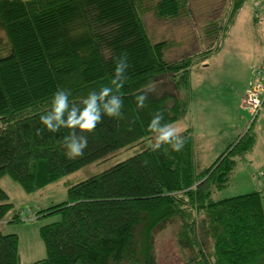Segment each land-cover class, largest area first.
Here are the masks:
<instances>
[{
  "label": "trees",
  "instance_id": "obj_1",
  "mask_svg": "<svg viewBox=\"0 0 264 264\" xmlns=\"http://www.w3.org/2000/svg\"><path fill=\"white\" fill-rule=\"evenodd\" d=\"M140 1L0 0V30L7 40V51L0 54V178L8 175L34 192L150 137L148 124L157 111L163 110L162 123L168 124L186 115L190 67L197 57L166 59L167 43L152 40ZM244 2L230 0L227 25L207 28L208 36L217 38L218 29L223 35L200 60L219 49ZM186 6L187 0H158L154 12L174 18ZM123 53L130 64L120 89L123 119L104 116L76 159L65 155L68 129L36 135L43 127L39 116L51 108L57 89H67L70 103H80L93 90L111 86L114 59ZM168 86L171 93L156 94ZM141 93L148 101L137 109ZM181 133L180 152L167 145L156 152L148 147L69 186L65 201L33 212L34 218L58 214L59 219L40 226L45 257L29 264H157L153 235L172 222L178 246L194 253L187 264H264L262 192L213 198L252 150V125L209 166L196 158L192 131ZM12 210L0 186V221ZM11 221L24 220L14 213ZM18 245L17 234L0 233V264H21Z\"/></svg>",
  "mask_w": 264,
  "mask_h": 264
},
{
  "label": "rangeland",
  "instance_id": "obj_2",
  "mask_svg": "<svg viewBox=\"0 0 264 264\" xmlns=\"http://www.w3.org/2000/svg\"><path fill=\"white\" fill-rule=\"evenodd\" d=\"M157 1H140L141 15L152 40L167 43L165 58L168 60L180 59L189 54L197 57L194 58L197 60L195 64L190 67L188 114L171 125L180 132L192 131L196 143L195 153L198 156L196 158H199L198 162L202 166H209L215 161L251 125L254 132L262 125L263 130L256 137L254 150L236 162L228 184L216 191L213 198L222 199L260 191L264 206V179L259 176L264 168V116L256 119V116L253 117L247 109L240 106L250 71L254 65H264V0H245L226 37L220 41L219 49L212 52L205 61L200 60L202 53L210 47L214 48L223 35L218 29L217 40L213 35H206L205 31L209 27L213 28V25L216 29L227 25L230 0H187V6L174 18H158L154 12ZM5 51L7 40L4 32L0 30V54ZM170 91L168 86L156 94L163 96L171 93ZM184 92L181 89L179 95ZM171 105L172 100H167V106ZM154 136L152 134L113 152L103 160L65 175L50 186L42 187L43 190L39 189L42 191L40 193L37 190L26 192L8 175L1 177L0 186L6 191L8 200L13 203V210L0 221V232L19 235V262L30 263L45 257V246L39 227L57 221L59 215L11 221L14 213L24 217L37 210L36 202L45 205L50 198L54 203L65 201L69 186L97 175L150 147ZM177 230L178 226L172 222L154 233L152 251L157 264H187L190 256L194 254L178 246ZM206 249L212 250L210 243Z\"/></svg>",
  "mask_w": 264,
  "mask_h": 264
},
{
  "label": "clouds",
  "instance_id": "obj_3",
  "mask_svg": "<svg viewBox=\"0 0 264 264\" xmlns=\"http://www.w3.org/2000/svg\"><path fill=\"white\" fill-rule=\"evenodd\" d=\"M27 3V0H23ZM115 68L111 86H104L98 92L93 90L80 103L69 101L70 92L67 89H57L51 100V108L40 114L39 121L42 128L36 130L41 136L46 130L58 133L61 129H68V135L63 139L65 155L68 159H76L84 155L88 146V134L96 131L97 125L104 116L123 119V100L120 89L124 86L130 67L127 53L114 59ZM136 108L144 109L148 101V94L141 93L135 97ZM164 121L163 110L157 111L148 124V129L155 134L154 142L150 145L153 152L161 150L167 145L172 151L180 152L185 143L182 133L171 124ZM166 150V149H165Z\"/></svg>",
  "mask_w": 264,
  "mask_h": 264
},
{
  "label": "built area",
  "instance_id": "obj_4",
  "mask_svg": "<svg viewBox=\"0 0 264 264\" xmlns=\"http://www.w3.org/2000/svg\"><path fill=\"white\" fill-rule=\"evenodd\" d=\"M240 106L247 109L253 117H255L264 106V65H254L252 68L249 84L243 93ZM259 176L264 179V168L260 171ZM33 218V213L22 217L24 221Z\"/></svg>",
  "mask_w": 264,
  "mask_h": 264
},
{
  "label": "crops",
  "instance_id": "obj_5",
  "mask_svg": "<svg viewBox=\"0 0 264 264\" xmlns=\"http://www.w3.org/2000/svg\"><path fill=\"white\" fill-rule=\"evenodd\" d=\"M250 74H251V71H250ZM250 74H249V77H250ZM249 80H250V78L248 79V81H247V86H248V84H249ZM247 88V87H246ZM243 96V95H242ZM242 98V97H241ZM264 107V106H263ZM261 108V110L258 112V114L256 115V119H258V116H261L262 118H263V116H264V108ZM190 110V109H189ZM189 112V111H188ZM250 113V112H249ZM188 114V113H187ZM187 114H186V116H187ZM186 116H184V118L186 117ZM261 130H263V127H262V125H259V130H257V131H253L254 132V134H255V142H254V146H253V148H252V150L251 151H253L254 150V148H255V144H256V137L259 135V133H260V131ZM251 151H249L247 154H246V156L247 155H249V153L251 152ZM245 156V157H246ZM0 180H1V178H0ZM51 184H53V183H51ZM51 184H48V185H46V186H50ZM45 186V187H46ZM41 190H43V189H41ZM5 191V190H4ZM37 191H39V190H37ZM36 191V192H37ZM6 192V191H5ZM40 192H42V191H39V193ZM10 201V200H9ZM11 202V201H10ZM12 203V202H11ZM36 203H38V205L36 206V211H38V210H41V209H45V208H47V207H49V206H51V205H54V204H56V203H54L53 202V199L52 198H50V200L48 201V202H45V205L44 204H41L40 202H36ZM57 203H59V202H57ZM13 204V203H12ZM262 206H263V203H262ZM263 210H264V206H263ZM40 228V227H39ZM1 233V232H0ZM9 233H11V232H9ZM4 234V233H3ZM6 234H8V233H6ZM18 235V234H17ZM19 236V235H18ZM19 249H20V247L18 248V252H19ZM19 257H20V255H19ZM37 261V260H36ZM33 262H35V261H33ZM30 263H32V262H30ZM21 264H29V262H23V263H21Z\"/></svg>",
  "mask_w": 264,
  "mask_h": 264
}]
</instances>
